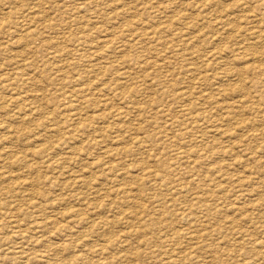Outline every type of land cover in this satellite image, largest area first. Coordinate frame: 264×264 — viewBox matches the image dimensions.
<instances>
[{
	"label": "rangeland",
	"instance_id": "374dc122",
	"mask_svg": "<svg viewBox=\"0 0 264 264\" xmlns=\"http://www.w3.org/2000/svg\"><path fill=\"white\" fill-rule=\"evenodd\" d=\"M258 57L264 0H0V264H264Z\"/></svg>",
	"mask_w": 264,
	"mask_h": 264
},
{
	"label": "bare ground",
	"instance_id": "6f19581e",
	"mask_svg": "<svg viewBox=\"0 0 264 264\" xmlns=\"http://www.w3.org/2000/svg\"><path fill=\"white\" fill-rule=\"evenodd\" d=\"M214 2L215 1H210V4L211 5H213L214 4ZM243 6H244V4H243ZM177 16V15H176ZM177 18V17H176ZM186 17H181L180 19L181 20H184ZM245 18H247V19H249L250 18V20H247L248 22L249 21H251V22H254L255 20L257 21L258 19H259V15L257 14V13H255V14H253V15H251V16H249V18H248V16L247 17H245ZM251 18H252V20H251ZM179 19V18H178ZM189 19V18H188ZM186 20V19H185ZM187 21H189V20H187ZM188 23V22H187ZM247 23V22H246ZM186 25V24H185ZM188 29V28H187ZM239 30V29H238ZM240 31H243V29L240 27ZM245 32V31H244ZM242 34V33H241ZM262 35H263V33L262 32H259V30H258V32H257V34H255V38H261L262 37ZM244 36V35H243ZM141 37V36H140ZM198 39H200V38H198ZM203 39V38H202ZM197 40V39H196ZM242 44L241 45H243V49H247V48H250L251 46L249 45V44H245L246 42L245 41H242L241 42ZM246 51V50H245ZM218 52V51H217ZM161 55V54H160ZM167 55V54H166ZM165 56V55H164ZM254 57H256V56H258V55H253ZM263 56V55H262ZM259 58V57H258ZM157 61V60H156ZM255 61H256V70L259 72V73H264V63H263V60L262 59H255ZM153 62V61H152ZM158 62V61H157ZM161 64V63H160ZM167 64V63H166ZM162 65V64H161ZM222 65H224V64H222ZM161 67V66H160ZM224 67V66H223ZM250 68V67H249ZM229 70V69H228ZM250 70V69H249ZM242 89H244L245 90V86H242L241 87V90ZM224 90V89H223ZM227 90V89H226ZM183 95V94H182ZM73 96V95H72ZM253 101V100H252ZM248 102V101H247ZM251 102V101H250ZM253 103V102H252ZM254 108V107H253ZM185 110V109H184ZM188 112L190 111V109H186ZM211 113V112H210ZM238 114V113H237ZM189 115V114H188ZM162 133H163V131H162ZM201 153V152H200ZM166 158V157H165ZM157 177V176H156ZM7 179V178H6ZM157 179V178H156ZM193 181V180H192ZM255 182V181H254ZM78 185V184H77ZM129 199H131V197L130 196H125L124 197V199H120L119 201H118V204L119 205H121V206H124L125 204H126V202H128V200ZM126 206V205H125ZM79 211V210H78ZM129 213V212H128ZM74 215V213L72 214H70V216H73ZM169 215V214H168ZM27 262V261H26Z\"/></svg>",
	"mask_w": 264,
	"mask_h": 264
}]
</instances>
